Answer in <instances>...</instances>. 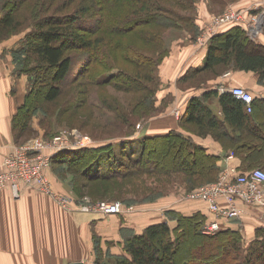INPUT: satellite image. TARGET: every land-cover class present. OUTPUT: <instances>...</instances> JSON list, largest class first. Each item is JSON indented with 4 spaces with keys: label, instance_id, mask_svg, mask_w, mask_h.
Listing matches in <instances>:
<instances>
[{
    "label": "rangeland",
    "instance_id": "374dc122",
    "mask_svg": "<svg viewBox=\"0 0 264 264\" xmlns=\"http://www.w3.org/2000/svg\"><path fill=\"white\" fill-rule=\"evenodd\" d=\"M12 1L8 7L11 6ZM81 1L26 0L20 1L17 6L15 5L14 9L17 10L16 18L19 24L18 28L7 39L12 41L11 54L8 55L11 63V74L14 79L12 91H19L21 97L19 106L25 104L20 111L19 126L26 120V129H24L25 132L19 144H23L34 137L52 138L58 135H67L69 142L74 143L80 137H87L92 145H107L110 142L115 144L117 153L120 154L122 148H125L132 158H136L141 150L142 135L136 139H132L131 143H128V137L130 136L127 135L132 134V132L136 134V131L138 132L139 130L145 133L150 123L159 119L156 116L164 112L166 106L170 102H173L172 98L165 96L164 99L162 97L161 90L164 86L160 73L169 71L166 70V65L168 67L172 64L181 66L188 55V48H191L192 45L198 47L209 46L214 37L213 35L208 37L210 34V30L208 29L212 21L225 15L229 8L233 9L235 13L247 10L249 12L245 15L247 23L239 22V24L244 25L245 31H249L250 25L256 26L257 32L254 33V36L257 38V42H264V20L260 21L256 17L257 14L264 12V0H158L164 7L159 8L153 14L151 13V22H142L134 30L124 25L125 29L123 31H116L111 25L110 27L107 25L118 21L119 18L123 19L124 16L130 14L138 6L137 4H134V2L124 3L122 1L114 6H106L104 5L106 0L102 2L100 0H90V4L94 2L92 10L89 12L84 24L79 25L80 29L78 31L87 34V32L83 31V29L85 30L84 27H87V25L97 26L92 33L97 36H103V43L101 45L103 51L99 55L102 61L91 63L90 65V61L93 60V51L91 49H71L67 53L72 56L74 64L70 78H68L64 85L63 95L53 102H44L41 97L42 94L37 95V93H32V96L28 97L27 95L30 89L36 85V81H38L37 86L43 85L46 87L51 83L53 74L52 72L44 71L42 80H38L33 70L36 69L37 65L35 64L34 55L29 56L28 52L19 53L13 50L19 48L18 46L23 41L25 35L33 32L32 29L37 28L35 24L39 19L46 15L65 16L74 13L81 4ZM37 6L39 7L38 10L36 9ZM3 10L5 8L1 6L0 16ZM149 17L151 18L150 15ZM220 29L222 28L220 27ZM7 39L0 38V42ZM129 48H135V52L139 53V55L140 51L145 53L147 56H140L143 59L148 57L145 59L146 63L138 65L131 59H124V51ZM20 68L24 69L26 73L17 75V70ZM119 69L124 70L127 75L131 76H137V73L141 71V75L140 73L139 75L142 79L139 78L145 82L147 81L145 79L147 76L154 78L157 75L159 83L154 84L150 80L146 87L138 85V88H136L137 84L133 83L132 88L128 90L117 88L112 84H91L88 86L89 90L87 89L85 94L83 92L80 93L82 91L80 88L84 87L82 85L84 77L80 74L88 70L89 75L87 77L99 75L101 76L100 79L108 78L110 80ZM229 69L231 68L222 67L219 69L221 71L203 72L196 77L189 78V80L183 83L177 80V86L182 88H197L201 85L200 83L216 78ZM152 86H155V90L157 89V94L155 92L154 98L153 94L150 97V92L148 91ZM35 95L37 96L34 97ZM141 99L144 102L143 105L139 102ZM32 101L33 106L26 105ZM176 107L178 106L172 108L173 115L176 118H180L181 114L174 112V108ZM171 118V116L168 118V122H172L173 118ZM184 126L192 131L193 129L198 130L196 125L184 124ZM118 142H120V145L117 144ZM151 144L157 145V151H151L148 156L152 161L151 164L158 162L162 169L179 167V160L174 159L175 153L164 155L167 142H161L160 144L150 142V148L152 147ZM181 157L186 162L190 159L186 155L184 157L181 155ZM230 166L227 165L222 171L220 169L213 174L211 173L214 179L208 178L197 181L196 187H190L193 181L184 172L173 173L170 177L162 173L160 169L157 173L149 172V174L147 172L137 174L125 180L124 183L113 184L112 194L109 197L99 199L92 198L88 193V190L91 193L100 191L93 184H86L87 187L85 186V188L78 187L82 180L79 181V174L75 170H67L66 167L56 165L55 167H51L52 170L49 176L53 190L59 193L70 194L75 200H83V198L88 197L93 202L103 200L119 201L123 207L131 206L139 211L150 209L149 211L152 210L153 212L156 210L159 212L160 209L164 208H176L185 213H190L191 205H195L196 211L203 212L209 216L210 213L206 210V205L201 198L197 197V194L207 186L221 181L223 174ZM256 167L264 169V165ZM175 174L179 175V177H176ZM211 176L202 175L199 178ZM165 177L168 179L165 180ZM143 179H146V181ZM74 187L80 189L81 196H77ZM117 191L119 192L117 194L119 197H114L113 194L117 193ZM166 209L163 210L164 214ZM153 217L155 218L156 215ZM95 234L93 231L92 242L96 258L101 256L102 258H106L105 260L101 259V261H105L104 263L115 264L113 258L102 255L99 249L102 237L95 236ZM222 243L221 240H217L215 245L220 249ZM198 246H201L198 241L193 243L192 255L202 252V249ZM102 252L104 251L102 250Z\"/></svg>",
    "mask_w": 264,
    "mask_h": 264
},
{
    "label": "trees",
    "instance_id": "16d2710c",
    "mask_svg": "<svg viewBox=\"0 0 264 264\" xmlns=\"http://www.w3.org/2000/svg\"><path fill=\"white\" fill-rule=\"evenodd\" d=\"M11 1L0 0V7L3 6L5 8L0 16L1 39H7L18 28L17 10L14 8L15 5H19L20 1L26 0H14L12 1L14 6L11 4L8 7ZM122 1L124 3L134 2L138 6L130 14L124 16L123 19L119 18L118 21L113 22L114 25L113 23L107 25L108 27L111 25L116 31H123L125 29L124 25L134 30L142 22H151L153 12L164 7L158 0H106L104 5L114 6ZM92 4H90V0H82L74 13L65 16L53 14L42 17L35 24L37 28L32 29L33 32L25 35L18 46L19 48L13 50L19 53L28 52L29 56L34 55L35 64L37 65L36 69L33 70L38 80H42L44 71L52 72L53 74L51 83L46 87L43 85L37 86L38 81H36V85L30 89L28 97H31L32 93H37V95L42 94L41 97L44 102H53L63 95L64 85L70 78L74 64L72 56L67 53L71 49H91L93 51V60L90 61V65L91 63L102 61L99 55L103 51L101 47L103 36H97L92 33L97 26L87 25V27H84L85 30L83 29V31L87 32V34L78 31L80 29L79 25L84 24L89 12H91ZM36 9L38 10L39 7L37 6ZM134 17L136 18L133 19ZM130 22H132L131 25H129ZM243 27L244 25L237 22L225 24L211 40L205 63L201 67L190 68L179 81L183 83L203 72H212L222 67L232 66L235 70L255 72L259 76V82L264 84V43L252 40ZM124 52V59H131L138 65L146 63L145 59L148 58H141V56L147 55L140 51V56L139 53L135 52V48H129ZM37 68L40 70L38 71ZM88 70L80 74L84 77V81H82L84 87L80 88L82 90L80 93L83 92L85 94L91 84H112L117 88L128 90L132 88L133 83L137 84L136 88L139 87L138 85L146 87L150 80L154 84L159 83L157 75V79L156 77L147 76L145 78L146 82L141 80V71L137 73V76H131L127 75L124 70L119 69L114 77L109 80L108 78L100 79L101 76L99 75L87 77L89 75ZM21 73L26 72L20 68L17 70V75H21ZM115 78L117 79L114 80ZM155 86L148 90L150 97L153 94V98L157 90H155ZM216 94V90H210L204 92L201 96L191 97L185 112L181 113L180 124L182 126L184 124L198 125L200 126L199 133L204 129L211 130L214 126L219 128L216 114L206 103ZM253 95L251 111H248L246 102L232 93H222L218 96L225 114V120L233 128L234 137L231 139L232 143L250 144L252 148L257 146L259 142L264 146V108H262L261 103L262 97H257L254 93ZM139 102L142 105L144 104L142 99ZM26 105L33 106V101ZM24 106L25 104L18 107L13 120L14 138L18 144L25 132L24 129H26V120L19 126L20 111ZM133 135L135 134L132 132V134L127 136ZM218 136L220 137V134ZM150 142L159 144L167 142L164 155L175 153L174 159L179 160V167L162 169L158 162L151 164L152 161L148 156L151 151H157V145L151 144L152 147L150 148ZM141 144V150L136 158H132L125 148H122L120 154L117 153L115 144L110 142L107 145L95 146L89 144L84 147L72 148L53 157L52 166L58 165L66 167L67 170L77 171L79 181L82 180L78 187L85 188V186L87 187L86 184H93L94 187L100 190L92 193L88 190L90 196L95 199L109 197L113 191V184L124 183L125 180L137 174L157 173L160 169L162 173L170 177L173 173L184 172L193 181L190 187H196L197 181L208 178L214 179L211 173L213 174L219 170L213 157L205 156L203 151H201L202 149L195 145L193 139L184 137L177 130H172L167 134H147L143 137ZM260 145L258 147H261ZM181 155L183 157L185 155L188 156L190 158L189 161L186 162ZM202 175L211 177L199 178ZM175 176L179 177L177 174ZM165 178V180L168 179L167 177ZM143 180L146 181V179ZM74 189L77 196H81L80 189L76 187ZM117 194H119L118 191L113 194L114 197H117ZM203 203L205 204L204 201ZM209 213L210 215L207 216L200 211L185 213L180 209L167 208L163 221H154L145 227L142 232H136L131 227H122L121 243L123 252L121 254L104 251L99 246L100 252L104 256L113 258L115 264H264V225L256 228L255 237L250 242L246 241L241 229L232 227L229 224L230 220L224 218L219 219L221 222L220 229L214 234H209L204 231V226L206 223L216 219L214 214ZM95 236L98 235L95 234ZM217 240L223 242L220 249L215 245ZM196 241L201 244L198 247L202 249V252L192 255L193 243ZM101 259L105 260L106 258L100 256L95 260L94 264H106Z\"/></svg>",
    "mask_w": 264,
    "mask_h": 264
},
{
    "label": "crops",
    "instance_id": "0c3cea01",
    "mask_svg": "<svg viewBox=\"0 0 264 264\" xmlns=\"http://www.w3.org/2000/svg\"><path fill=\"white\" fill-rule=\"evenodd\" d=\"M249 36L257 41V38ZM11 43L9 39L0 42V161L17 144L14 138L13 120L21 97L19 91H12L14 79L8 59L12 50ZM207 51L208 46L192 45L188 48V55L181 66L166 65V70L169 71L160 73L164 86L161 92L162 97L172 98L173 102L166 106L164 112L156 116L159 119L150 123L145 133L139 130L135 135L128 137V143L141 135L143 140L147 134H167L177 130L184 137L193 139L205 156L213 157L221 171L227 165L235 167L239 172H247L256 166H263L264 146L261 142L253 148L250 144L232 143L233 128L225 120L218 97L222 93H231L222 90V87L240 85L257 97H262L261 103L264 108V84L259 82L258 74L227 66L231 69L216 78L204 81L200 87L177 86V80L190 68L201 67L205 63ZM210 90H216L217 94L206 103L216 114L219 128L214 126L211 130L204 129L199 133L198 125H196L197 131L182 126L180 124L182 116L176 118L172 108L178 106L181 113H184L191 97L201 96ZM170 116L173 118L172 122H168ZM117 144L120 145V142ZM259 145L261 147H258ZM243 205L246 206V213L241 218L230 220L229 224L241 229L246 241L250 242L255 237L256 228L264 225V205ZM194 208L195 205H191L189 212L196 211L197 208ZM205 208L210 212L207 207ZM164 209H160L159 212L136 209L109 215L78 210L66 211L50 195L32 186L22 185L19 197H15L10 188H2L0 189V264H69L72 261L94 264L97 258L93 249V231L102 237L101 246L104 251L121 254L122 227H131L136 232H142L154 221L165 219Z\"/></svg>",
    "mask_w": 264,
    "mask_h": 264
},
{
    "label": "built area",
    "instance_id": "2783aa9c",
    "mask_svg": "<svg viewBox=\"0 0 264 264\" xmlns=\"http://www.w3.org/2000/svg\"><path fill=\"white\" fill-rule=\"evenodd\" d=\"M248 13L247 10L235 13L229 8L225 15L212 21L208 29L210 30L208 37L216 35L221 30L220 27L222 28V25L228 22H246L245 15ZM263 13L256 15L260 21L264 20ZM250 26L248 34L255 37L254 33L257 32V28L254 25ZM222 90L230 91L234 96L246 102L248 111L252 110L254 95L246 87L238 85L222 87ZM174 112L181 114V109L176 107ZM67 138V135L47 139L34 137L23 144L14 145L13 149L0 161V189L10 188L14 196L19 197L22 185H29L50 195L66 211L78 210L109 215L135 210L131 206L123 207L119 201L93 202L88 197L75 200L70 194L59 193L52 189L49 174L53 157L63 151L84 147L91 143L87 137L78 138L76 143L69 142ZM263 184L264 169L254 167L247 172H239L235 167L230 166L223 174L221 181L207 186L197 194V197L205 202L208 210L216 217L215 220L206 223L204 231L209 234L216 233L220 229L219 219L221 218L229 220L241 218L246 213V206L243 204L264 205Z\"/></svg>",
    "mask_w": 264,
    "mask_h": 264
},
{
    "label": "water",
    "instance_id": "95a60500",
    "mask_svg": "<svg viewBox=\"0 0 264 264\" xmlns=\"http://www.w3.org/2000/svg\"><path fill=\"white\" fill-rule=\"evenodd\" d=\"M69 264H84L82 261H72Z\"/></svg>",
    "mask_w": 264,
    "mask_h": 264
}]
</instances>
